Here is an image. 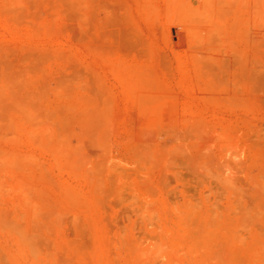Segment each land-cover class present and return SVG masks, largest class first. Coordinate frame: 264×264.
<instances>
[{
  "label": "rangeland",
  "instance_id": "1",
  "mask_svg": "<svg viewBox=\"0 0 264 264\" xmlns=\"http://www.w3.org/2000/svg\"><path fill=\"white\" fill-rule=\"evenodd\" d=\"M0 264H264V0H0Z\"/></svg>",
  "mask_w": 264,
  "mask_h": 264
}]
</instances>
